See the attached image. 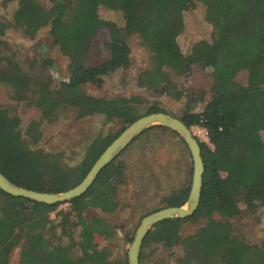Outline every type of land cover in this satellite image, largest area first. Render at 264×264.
Instances as JSON below:
<instances>
[{
  "label": "trees",
  "instance_id": "obj_1",
  "mask_svg": "<svg viewBox=\"0 0 264 264\" xmlns=\"http://www.w3.org/2000/svg\"><path fill=\"white\" fill-rule=\"evenodd\" d=\"M189 1L0 0L1 5L15 4L10 20L0 19V88L9 91L12 102L39 112V118L21 130L15 109L0 103V172L27 189L67 191L83 180L116 137L96 150L92 141L76 160L64 151L39 148L43 122L53 123L70 112L76 121L100 115L106 125L121 119L128 126L142 116L166 113L188 128L206 132L207 142L196 138L205 169L201 198L191 217L164 220L151 228L141 248L140 264L159 249H177L176 264H264V240L243 235L239 228L234 231L238 224L232 222L264 210V0H193L203 6L210 40H197L184 52L178 40ZM86 5L120 13L123 24L118 27L88 17L83 13ZM103 28L110 34L105 58L94 61L98 51H94L93 39ZM43 29L67 59L68 79L56 86L49 72L51 62L38 61L4 39L10 30L32 39ZM131 40L147 54L137 86L153 95L87 94L85 87L101 88L104 78L129 68ZM193 66L205 72L207 86L198 90L179 87L176 80L189 77ZM243 72H247V83L237 90L235 81ZM162 97L175 100L178 113L168 111L159 100ZM177 142L187 153L184 166L171 159L177 164L173 173L181 175L182 181L160 197L147 215L182 206L190 190L192 162L181 138L162 126L137 137L66 208L0 190V264H10L14 249L17 264H128L126 252L114 256L115 226L87 214L93 209L114 212L119 207L118 188L134 180L139 182L140 194L156 199L159 178L125 155L139 143L143 148L164 146L169 158L175 157ZM31 147L39 149L35 156L19 158V153ZM49 167L52 172L44 175ZM202 215L206 220L186 233L185 227ZM253 220L259 221L257 215ZM97 235L110 242L100 246ZM127 236L125 243L132 238Z\"/></svg>",
  "mask_w": 264,
  "mask_h": 264
},
{
  "label": "rangeland",
  "instance_id": "obj_2",
  "mask_svg": "<svg viewBox=\"0 0 264 264\" xmlns=\"http://www.w3.org/2000/svg\"><path fill=\"white\" fill-rule=\"evenodd\" d=\"M84 4H82L83 6ZM14 3L1 5L0 4V19L7 21L10 20L12 11L14 10ZM83 13L90 18H99L105 21H110L116 26L123 24V19L120 13L110 11L104 8L95 9L92 6H84ZM184 19V31L181 38L178 40L180 47L186 52L189 46L200 39L210 40V27L204 24L203 20V6L196 1H189L183 13ZM109 31L101 29L97 36L93 39L94 51L97 50L93 58L94 61L104 60L105 58V44L109 41ZM4 39L8 44L20 49L22 52L35 57L38 61H49L52 64L49 66V72L52 75L54 86L60 81L68 79L66 70L67 59L60 55L57 47L53 45L52 39L48 35V31L43 29L34 38L29 39L16 31H8ZM131 55L130 66L126 70H118L109 77L104 78V84L101 88H95L87 86L84 91L95 97L103 96H117V95H133L139 94L144 96L153 95L151 92L145 91L137 86V75L141 68L147 61V54L142 47H139L135 41H130ZM247 72L241 73L235 81L237 90L247 83ZM179 87L186 89L198 90L205 88L208 83L205 72L198 66H193L192 72L189 77L185 79L176 80ZM0 88V103L13 107L21 120L20 129L26 126L31 119H38L39 112L35 109L24 107L22 103L17 104L8 99L9 91ZM162 105L173 113H178V103L168 97H162L159 99ZM68 116L63 115L59 120L53 123L43 122L42 132L43 138L39 148L54 153L60 151L66 152L68 158H75L78 160L81 154L87 150L92 141L96 143L94 150L105 147L108 142L114 137H117L127 126L122 123L121 119L114 120L110 124H105L104 117L97 115L87 117L81 120H74L73 114L68 113ZM124 128V129H122ZM191 131L194 136L202 142H207L206 132L203 129L197 127H191ZM264 138V134H263ZM113 141V140H112ZM111 141V142H112ZM157 146V145H156ZM101 147V148H100ZM176 156L173 157L167 155V148L160 146L157 148H151L150 146L142 147L137 143L134 149L130 150L128 159L131 162L136 163L140 167L144 168L146 172H151L159 178L160 185L158 186L156 199L149 198L148 195H142L139 193L138 180L130 181L126 185H122L118 188L119 207L111 213H103L99 209L91 210L87 215L88 217H103L112 223L117 230V234L111 243L114 244L113 251L114 256L123 255L130 246L135 231L140 224L143 217L147 215V212L154 207L160 197L167 195L169 191L176 187L179 182L181 183L182 177L174 174L176 170L175 162L171 159L178 160L182 165L187 157V153L184 154V146L182 143L177 142L174 145ZM39 149L31 147L30 151H22L19 153V158L25 156L26 158H32L35 156ZM36 153V154H35ZM189 153V152H188ZM190 157V155H189ZM191 158V157H190ZM184 166V164H183ZM181 166V169H183ZM168 168H172L171 173ZM49 167L44 173L48 175L51 173ZM183 173V171H182ZM181 173V174H182ZM67 207L66 204H62L58 209ZM257 215L259 221L254 222L253 218ZM53 216V215H52ZM205 217V216H204ZM206 219H203V215L198 218V221L193 222L191 225L185 227L186 233L195 230ZM234 225L238 224L234 231H239L243 235L252 237L253 239L264 240V210L257 212L251 216H241L232 220ZM130 236L131 241L129 243L123 242L124 239ZM104 236H96V240L100 242V246L107 245L110 241L103 239ZM177 249L173 250H157L153 252L144 264H176ZM10 264H17V250L14 249L10 254Z\"/></svg>",
  "mask_w": 264,
  "mask_h": 264
},
{
  "label": "water",
  "instance_id": "obj_3",
  "mask_svg": "<svg viewBox=\"0 0 264 264\" xmlns=\"http://www.w3.org/2000/svg\"><path fill=\"white\" fill-rule=\"evenodd\" d=\"M154 126H162L175 132L188 149L192 162V175L190 190L186 202L178 207H165L152 212L140 221L130 246L127 250L128 264H140L139 256L143 242L151 228L159 222L168 219H186L191 217L198 209L204 163L201 157V149L198 140L181 120L166 113L157 112L142 116L128 125L100 154L93 163L83 180L73 188L59 192H40L33 189L20 187L11 182L0 172V190L4 193L25 198L33 202L46 205L66 204L86 193L93 184L100 171L111 163L122 151H124L137 137Z\"/></svg>",
  "mask_w": 264,
  "mask_h": 264
}]
</instances>
